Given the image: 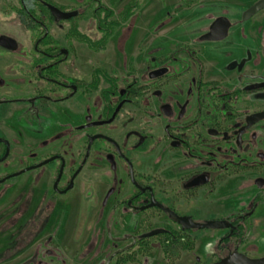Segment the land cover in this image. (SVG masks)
Segmentation results:
<instances>
[{
  "label": "flooded vegetation",
  "instance_id": "af4514ba",
  "mask_svg": "<svg viewBox=\"0 0 264 264\" xmlns=\"http://www.w3.org/2000/svg\"><path fill=\"white\" fill-rule=\"evenodd\" d=\"M117 4L0 0V264H182L204 236L213 251L190 264L264 259L249 242L264 232V120L247 122L264 108L228 111L264 101V53L227 52L238 76L218 82L194 41L127 48L144 3ZM222 18L227 36L205 39L217 19L201 40L238 28L243 43Z\"/></svg>",
  "mask_w": 264,
  "mask_h": 264
},
{
  "label": "rangeland",
  "instance_id": "374dc122",
  "mask_svg": "<svg viewBox=\"0 0 264 264\" xmlns=\"http://www.w3.org/2000/svg\"><path fill=\"white\" fill-rule=\"evenodd\" d=\"M58 1L60 2V0ZM117 1L120 4H117L118 7H127L136 0ZM145 1L137 0V3H140V5L144 4L142 5L141 10L135 14L136 16L134 15L135 17H133L131 25L134 24V27L131 28L132 31L126 32L132 34L131 38L128 40L129 42L127 44V48L134 51L137 48L136 45L140 40V35L145 33L153 35L148 39L149 50L151 51L171 50L174 49V46L177 43H192V41H194L196 50L201 51L200 58L208 68V77H211V79H218V82H220V79H222L221 81H236L238 76L237 73H235L236 69L231 67L229 68V71L227 70V66L231 60L236 57L227 56L226 53L232 52L235 48L239 47V45H243L244 49L247 46H250L251 42L244 41L243 39L242 43L239 38L241 32H237L238 28L236 31L233 28L230 31V36L222 42H204L201 39L204 36L207 27L210 24L212 25L220 17L228 18L233 23L236 22V20H239L241 25L239 29L243 30V34L245 36L249 33L251 34V30H255L258 27H264V11L255 15L249 21L243 20L244 13L253 5L254 2H256V0H199L198 3L188 7L183 5L179 0ZM175 3L180 7L174 8L173 4ZM137 6H139V4ZM117 16L119 15L117 14ZM116 43L117 39L115 41V44ZM110 49L113 50L114 48ZM243 54L245 55V52H243ZM196 67L195 72L197 73L199 67ZM248 75L250 76V74ZM259 76L258 80L253 82H258L260 86H264V72H260ZM245 82L252 81L247 80ZM229 86L230 87L227 89L229 91H234L235 88H233L232 85ZM262 94L263 93L259 94L260 99L264 96ZM248 100H250V96L249 94H246L243 95V101L240 103L230 102L231 107L228 109L229 113H236L241 116V114L246 115L252 113L254 109L262 110L264 108V101L258 102L257 105H252ZM256 130L259 132V136L262 137L260 145L263 147L264 122L259 124V126L256 127ZM9 194H11V192H9ZM19 199L20 204H26L24 201L25 198L22 199L21 196ZM25 208L27 210V207ZM20 209L24 210L22 204ZM74 219V215L67 216L64 221L65 225L72 224ZM27 221L28 214H23L20 218V225L26 224ZM249 240V242L258 246L260 253L264 251V232L254 235L252 234V238ZM197 244L196 252L194 254L192 253L186 255L182 264H190L193 258L206 256V254L213 251V246H211V243H208L206 236H204L201 240H198ZM73 248L75 249L77 246L74 245ZM251 248L249 249L251 250ZM158 253L155 254L153 258H157L158 260L161 259V254ZM101 254L102 253H99L98 257L94 259L91 264H102L104 254Z\"/></svg>",
  "mask_w": 264,
  "mask_h": 264
},
{
  "label": "water",
  "instance_id": "95a60500",
  "mask_svg": "<svg viewBox=\"0 0 264 264\" xmlns=\"http://www.w3.org/2000/svg\"><path fill=\"white\" fill-rule=\"evenodd\" d=\"M53 12H55L56 14H58L59 17H71L74 14H63L61 13L59 10H57L56 8H52ZM264 10V0H260L259 2H257L256 4H254L252 7H250L243 16V20L244 21H248L249 19H251L253 16H255L257 13H259L260 11ZM229 21L226 19H218L211 27V32L209 35H207L205 37V39L207 40H215V41H219L224 39L227 36V32L229 29ZM264 120V112L263 113H259L256 115H253L252 117H250L247 122H248V126H252L255 123H258L260 121ZM196 227L199 228H205L207 226H201V225H195ZM238 263H233L230 260H225L220 262L219 264H264V259H259V260H251L248 258H243L241 260L237 261Z\"/></svg>",
  "mask_w": 264,
  "mask_h": 264
},
{
  "label": "crops",
  "instance_id": "0c3cea01",
  "mask_svg": "<svg viewBox=\"0 0 264 264\" xmlns=\"http://www.w3.org/2000/svg\"><path fill=\"white\" fill-rule=\"evenodd\" d=\"M260 28H262V27H258L259 31H260ZM256 32L257 31L254 30L253 31V34H255ZM262 36H264V27L259 32V37L258 36H255V35L254 36L251 35L249 37H248V35H246V36L244 35L243 36V39H244V41H250L252 45L254 44L255 46H252V49L253 50L254 49H257V51L262 54V53H264V37H262ZM247 49H249V48L248 47L244 48V50H247Z\"/></svg>",
  "mask_w": 264,
  "mask_h": 264
}]
</instances>
